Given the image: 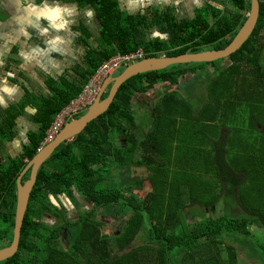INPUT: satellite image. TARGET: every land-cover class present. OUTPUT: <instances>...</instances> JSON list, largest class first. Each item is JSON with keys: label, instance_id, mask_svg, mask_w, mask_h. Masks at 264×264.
Returning <instances> with one entry per match:
<instances>
[{"label": "trees", "instance_id": "1", "mask_svg": "<svg viewBox=\"0 0 264 264\" xmlns=\"http://www.w3.org/2000/svg\"><path fill=\"white\" fill-rule=\"evenodd\" d=\"M91 1L103 30L100 50L88 53L90 60L96 55L98 59H92L85 72L84 85L117 54L142 49L144 58L174 57L223 49L250 10V0H227L223 9L209 8L205 13L200 9L192 20L167 19L164 34L170 36L147 40L142 28L150 25L148 18L153 11L130 17L121 11L117 0ZM263 49L264 6L259 3L254 30L229 56V63L173 64L124 82L108 110L74 139L61 143L42 164L18 250L0 264H243L237 260L236 245L247 254L259 256L264 264L263 243L250 241L253 224L264 229ZM187 74L192 75L188 79L190 90L195 87L191 85L194 77H209L197 108L178 92ZM160 83L170 84L171 90H163L149 116L150 129L143 132L136 127L133 99ZM107 95L105 92L103 97ZM72 98L66 99L62 108ZM51 122L40 132L30 133V143L16 158L4 148V141L16 135V124L13 118L0 123V220L5 223L0 230V247L9 245L13 237L18 176L38 153ZM108 153L114 156L112 161L118 169L145 166L147 175L129 173L127 187L116 179L107 186L105 177L99 179L98 174L107 164ZM29 177L30 170L23 183ZM143 181L150 190L146 191ZM74 190L102 213L115 206V211L126 217L123 231L119 235L103 233L95 211H82L76 218L54 213L68 231V243L61 244L60 229L43 223L42 217L45 210L50 212L48 206H53L51 195L60 202L58 195L71 197ZM234 203L242 213H231L228 208ZM194 205L198 209L189 212ZM141 232L145 243L135 247ZM224 234L237 243H225Z\"/></svg>", "mask_w": 264, "mask_h": 264}, {"label": "crops", "instance_id": "2", "mask_svg": "<svg viewBox=\"0 0 264 264\" xmlns=\"http://www.w3.org/2000/svg\"><path fill=\"white\" fill-rule=\"evenodd\" d=\"M117 1L126 16L138 17L145 15L146 10L153 11L154 15L148 18L150 25L142 28V36L147 40H164L170 36L171 33L164 34V23H167V19L176 17L178 21H188L192 20L200 9L205 13L209 8L223 9L228 5L227 0H151L153 2L150 4L148 0ZM6 2L9 11L0 13V117L9 114L16 124L15 137L4 141L7 154L16 158L30 143V133L40 132L53 122L66 99L72 98L84 85L85 72L91 67L92 59H98L96 55L90 60L88 53L97 54L100 50L103 23L91 0ZM170 9L173 15L164 20L166 11ZM154 17L157 18L153 19ZM158 85L163 88L155 94ZM109 89L110 85L105 92H109ZM165 89L166 86L160 83L148 91L154 90L155 98ZM146 93L136 94L134 105L141 107L137 103L138 97ZM146 110L151 116L152 109L146 107ZM38 116H43V120H37ZM135 117L136 127L140 128L136 114ZM144 126L146 128L145 124L141 126L143 132L147 131ZM113 159L114 156L109 154L106 166L103 164L102 171L98 174L101 175L99 179L105 177L107 180L113 176L114 181L118 176L121 183L120 179L125 181L131 171L133 176L139 172V169L133 168L139 167L135 165L129 170H120ZM75 194L81 195L79 191L74 190L71 196ZM60 195L65 199L69 197L67 194ZM188 211L191 212L189 208Z\"/></svg>", "mask_w": 264, "mask_h": 264}, {"label": "water", "instance_id": "3", "mask_svg": "<svg viewBox=\"0 0 264 264\" xmlns=\"http://www.w3.org/2000/svg\"><path fill=\"white\" fill-rule=\"evenodd\" d=\"M259 3V0H250V10L245 23L238 30L232 41L223 49L208 50L198 53H185L174 57L161 56L142 58L127 65L119 74L108 77L102 85L100 95L88 110L82 116L74 118L66 123L56 138L41 149L28 162L19 175L17 179L18 193L17 205H15L13 237L9 245L0 247V261L13 256L17 252L18 245H20L22 225L32 190L37 181L38 171L61 143L75 138L91 121L105 113L114 101L119 88L132 76L147 71L164 69L173 64L213 62L215 60L229 58L231 54L235 53L245 43L253 32L259 16ZM0 7V13L2 14L9 11L6 0L0 1ZM109 85L110 89L108 95L102 98L103 93ZM28 170H30V177L23 183V177Z\"/></svg>", "mask_w": 264, "mask_h": 264}, {"label": "rangeland", "instance_id": "4", "mask_svg": "<svg viewBox=\"0 0 264 264\" xmlns=\"http://www.w3.org/2000/svg\"><path fill=\"white\" fill-rule=\"evenodd\" d=\"M152 2L153 1L148 0L149 4L152 3ZM166 14H167L166 16H164V15L163 16L165 18H168V17H171L173 15V12L170 9V10L166 11ZM262 58H264V51L262 52ZM215 62H217V64L223 65V63H225V62L229 63V59L228 58L227 59H223L222 61L221 60H217ZM125 67H123L117 73H120ZM208 69L211 71L212 67L208 66ZM191 76H192L191 74H187L184 77V80H187V81L182 86H181V84H179L181 88L178 90V92H179L180 95H182L183 97H185L188 100H190L192 102L193 106L195 108H197L200 105V103H201L200 97H202L204 95L203 85H205L206 79L209 78V77H205V74L202 75L201 77H198V78L194 77L193 80H191V85L195 86L193 88L195 90L192 91L193 89L190 90V84H189V80H190ZM181 80H183V79H181ZM163 85L166 86V89L168 88V89L171 90V87L169 86L170 84L164 83ZM187 85H188V88H186ZM173 88H174V86H173ZM161 93H162V91L159 93V96L161 95ZM159 96L155 97V102L158 100ZM192 96H194V97H192ZM153 97H154V95H153ZM131 110H134L133 111V115L135 116V114H136V116H137V118L139 120L140 130H141V126L143 124L146 125V128H145V126H144V128L146 130H149L150 129V120L148 119V116H149L150 113L148 112V110H146V107L143 106V105H141V107H138V106L134 105V107H131ZM7 119H10L9 114H7V117H6L5 120H3L2 117H0V123L6 122ZM140 136H141V133L139 134V137ZM59 165H62V164H59ZM133 168L134 169H139V172H137L136 175H139L141 177H145L147 175V173H148V171H147L145 166L133 167ZM131 173H132V171H131ZM113 179H114V177L112 176V177H109L106 180L107 186L111 185ZM116 181H118V176L116 177ZM121 183H122V185L127 187V184L125 183L124 180ZM143 183H144V181H143ZM145 186H146V191L150 190V186L148 184L144 183V187ZM144 187L142 188L143 191L145 190ZM62 198L65 199L64 197H62ZM51 201L53 203V206H48V210H50V212H49L50 214H46L45 213V215H43V217H42L43 218L42 220L45 221V223L46 222L47 223L51 222L52 219H56V215L54 213H62V214L67 213V210H66L65 206L62 205L63 203H60L56 198L55 199L52 198ZM65 201L66 202H70V201L71 202L72 201L75 202V201H77V198H75L74 196H71V197H67L65 199ZM112 208L114 209L115 206H113ZM189 209L192 210V211H196L198 208H197L196 205H194V206L190 207ZM228 209H230L231 213H233V214L242 213V210H241L240 206H238L236 203H234V206H231V208L229 207ZM220 210H222V209L220 208ZM90 211H94V210L90 208ZM212 212H214V210H212ZM100 213H101V210H100ZM100 213H99V216H100ZM215 213L216 212H214V214ZM78 214H79L78 211H72L71 213H68L69 218L70 217L71 218H73V217L76 218L78 216ZM95 217L97 219H101L102 216H100V217L95 216ZM122 220H124V222L121 224L120 222H122ZM125 220H126V217H124V219H122V218H119V217L116 216V224H110L108 227L102 225L103 233L119 235L124 229ZM119 224H121V227L119 226ZM4 227H5V223L0 220V230H2ZM146 228H147V224L145 225V229ZM251 229L253 231L252 232L253 236L250 238V241L254 245H256V243H263V245H264V235H262V234H264V229L256 226V224H253L251 226ZM260 235H262V236H260ZM223 239H224L223 241L225 243H231V244H236L237 243L236 240H232V239H234V237H229V235H227V234L223 235ZM144 240H145L144 239V234H143V232H141L139 234V237L134 241V246L136 247V246H138L140 244H144L145 243ZM236 249H237V260H238L239 263H243V264H263L260 261L261 258H259V256H256V255H254L252 253L247 254L246 253V249H242L241 247H239L237 245H236ZM114 250L116 251V249H114Z\"/></svg>", "mask_w": 264, "mask_h": 264}, {"label": "built area", "instance_id": "5", "mask_svg": "<svg viewBox=\"0 0 264 264\" xmlns=\"http://www.w3.org/2000/svg\"><path fill=\"white\" fill-rule=\"evenodd\" d=\"M144 57V51L138 49L128 54H117L106 60L87 81L81 92L73 97L56 115L47 129L46 136L39 146L38 151H40L45 144L51 142L68 121L88 110L100 95L102 85L108 77L119 72L123 67Z\"/></svg>", "mask_w": 264, "mask_h": 264}, {"label": "flooded vegetation", "instance_id": "6", "mask_svg": "<svg viewBox=\"0 0 264 264\" xmlns=\"http://www.w3.org/2000/svg\"><path fill=\"white\" fill-rule=\"evenodd\" d=\"M259 2L262 3L264 6V0H259ZM162 88H163L162 85H158L155 94L159 90H162ZM153 91L151 90L150 92L148 91L147 94H141V96L138 97L139 100L137 101V103L149 108V110L152 109L153 105H154V101H155V98L153 97V95H155V94ZM62 197H63V195H59L58 199H60V202L63 203L62 205L65 206V208L67 210V217L68 218H69L68 213H71L72 211H78V213L80 214L82 211H90V208L95 211V215L97 217L102 216L100 219L102 222L101 224L103 226H106V227H108L110 224H116V216L119 218H122L115 211V208L114 209L112 208L109 212H104V213L101 212L100 213L101 208H95L94 206L88 205L86 202H84L86 200V198H80V196H78L76 194L74 195V197L79 199V203H77L76 205L73 203V201L72 202L71 201L70 202L64 201V199ZM50 199H52V195H51ZM45 213L50 214L46 210H45ZM45 213H43V215H45ZM99 213H100V216H99ZM122 219H124V217ZM123 222H124V220H122V222H120V223L122 224ZM43 223H45V221H43ZM46 224H49L53 229L59 228L60 229V237H61L59 242L61 244H64V245H66L68 243V239H67L68 231L66 228V224H64V221L61 219V217L56 216V219H52L51 222H48V223L46 222ZM121 224H119L120 227H121Z\"/></svg>", "mask_w": 264, "mask_h": 264}, {"label": "clouds", "instance_id": "7", "mask_svg": "<svg viewBox=\"0 0 264 264\" xmlns=\"http://www.w3.org/2000/svg\"><path fill=\"white\" fill-rule=\"evenodd\" d=\"M115 74H116V73H115ZM115 74H114V75H115ZM62 129H63V128H62ZM55 138H56V137H55ZM55 138H54V139H55ZM54 139H53V140H54ZM53 140H52V141H53ZM41 143H42V142H41ZM48 143H50V142H48ZM48 143H47V144H48ZM47 144H45V145L42 147V149H43ZM40 145H41V144H40ZM38 152H39V151H38ZM52 198H53V197H52ZM53 199H54V198H53Z\"/></svg>", "mask_w": 264, "mask_h": 264}]
</instances>
